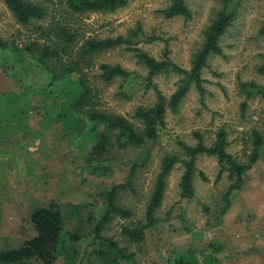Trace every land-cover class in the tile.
Segmentation results:
<instances>
[{
    "label": "rangeland",
    "instance_id": "obj_1",
    "mask_svg": "<svg viewBox=\"0 0 264 264\" xmlns=\"http://www.w3.org/2000/svg\"><path fill=\"white\" fill-rule=\"evenodd\" d=\"M43 4L57 17L63 14L65 0H31ZM171 0H130L129 5L111 14L92 13L81 17L79 27L86 37L108 38L139 32L136 45L151 57L163 60L165 53L177 65L191 68L192 55L202 45L204 31L223 8L221 0H188L191 20L167 19L162 10ZM264 0H242L238 18L222 38L223 54L212 56L203 69L207 94L204 104L192 87L179 112H169L159 140L145 149H115L105 161L107 170H93L87 162L94 140L69 133L61 117L62 105L75 85L63 81L49 86L50 72L41 67L23 48L37 35L32 27L16 22L0 0V35L10 46L0 54V248H17L35 234L30 213L55 201L61 205L65 230L89 234L81 243L69 245L64 256L53 264H90L96 248L94 231L104 212L106 195L117 184H125L134 163L150 156L133 180L136 193L127 190L118 196V205L130 209L132 219L116 216L102 235L120 242L136 255L137 264H173L178 254L196 252L200 264L210 243L223 244L216 254L219 264H264V150L258 162L245 173L242 189L231 198L228 211L221 215L223 197L230 181L228 173L218 179L220 165L214 156H199L197 168L207 177L195 176V196L181 198V164L168 179L158 227L146 231L143 243L129 244L122 237L124 226L144 220L161 160L166 154L182 156L181 143L195 145L199 132L211 145L220 129L228 133V151L246 162L252 150V132L264 136V103L249 101L239 93L241 82L264 84L257 68L264 64ZM101 63L121 64L141 79L128 87L129 97L120 95L121 81L109 85L98 81L97 108L125 116L136 125L138 107H151L157 98L146 91L147 69L125 47L97 55ZM97 67L95 70H97ZM180 76L162 74L154 79L170 97L178 88ZM76 206L81 207L78 211ZM95 218V221L91 220ZM93 256V257H92ZM70 257L71 259H66ZM94 263V262H93ZM35 264V263H34Z\"/></svg>",
    "mask_w": 264,
    "mask_h": 264
},
{
    "label": "trees",
    "instance_id": "obj_2",
    "mask_svg": "<svg viewBox=\"0 0 264 264\" xmlns=\"http://www.w3.org/2000/svg\"><path fill=\"white\" fill-rule=\"evenodd\" d=\"M130 0H65L63 14L57 17L43 6L31 0H2L16 22L24 27H32L36 39L25 46L23 50L51 74L49 86L64 82L74 86L75 94H70L62 105L61 117L65 119V127L69 133L77 132L83 138L93 139L91 152L87 162L93 170H104L105 161L115 149H145L150 143H156L161 131L167 125L169 112H179L181 105L192 87H195L202 103L207 94L206 80L202 72L207 67L210 57L223 54L222 38L228 33L238 18L239 7L242 0H221L223 8L211 19L204 31L202 45L192 55L191 68L185 69L174 63L165 53L163 60H157L136 45L134 39L139 37L134 32L131 35L99 38L86 37L80 31L79 19L87 14H111L129 5ZM167 19L183 17L185 20L193 18V12L188 5V0H171L169 6L162 10ZM264 33V29H263ZM10 46L0 35V54ZM119 47L134 53L137 62L143 65L148 76L144 77L146 91L153 90L156 102L151 107H138L134 118L139 122L136 125L125 116L103 111L97 108L98 86L94 84L98 78L101 83L109 85L119 80L120 95L129 97L128 87H134L140 77L135 72L129 71L121 64L96 62L99 54L112 51ZM97 67V70H95ZM257 71L264 76V64L259 65ZM176 74L180 76L177 90L167 97L155 83L154 79L162 74ZM239 93L245 98L242 110L245 112L249 101L259 99L264 103V84L256 81L241 82ZM198 143L187 145L181 143L182 156L166 154L160 165V172L145 211V218L136 226H124L121 235L129 244L143 243L146 231L158 227L162 220L157 216L163 205L168 188V179L175 166L181 164L183 173L180 180L181 198L191 199L195 196L194 179L197 173L204 180L207 177L199 172L197 160L199 156H214L218 159L221 179L228 173L230 185L223 197L224 215L231 205L232 196L240 191L244 185L245 173L252 169L264 150V136L256 129L252 132V150L246 162L239 161L228 151V133L220 129L211 145H207L199 132L194 134ZM150 156L141 163H134L125 184H117L106 195V204L101 217L97 219L94 231L96 248L93 252L94 260L90 264H137L136 255L123 248L120 242L102 235L105 226L116 216L122 219H132L134 213L118 205L120 193L130 190L136 193L133 180L139 168L144 167ZM76 210L81 207L76 206ZM30 221L34 226L35 234L23 241L17 248H0V264H53L67 252L69 245L81 243L89 234L81 230L68 233L65 230V217L60 204L55 201L46 206L35 208L30 213ZM91 220L95 221L94 217ZM223 244L212 242L208 253L203 259L208 264H219L216 254L222 252ZM92 256V257H93ZM71 259L66 257V259ZM173 264H200V259L193 250L177 255Z\"/></svg>",
    "mask_w": 264,
    "mask_h": 264
}]
</instances>
